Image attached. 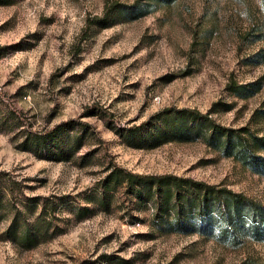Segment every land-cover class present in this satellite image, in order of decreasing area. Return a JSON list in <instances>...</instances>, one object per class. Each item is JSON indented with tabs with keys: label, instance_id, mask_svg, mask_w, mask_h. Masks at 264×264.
<instances>
[{
	"label": "rangeland",
	"instance_id": "obj_1",
	"mask_svg": "<svg viewBox=\"0 0 264 264\" xmlns=\"http://www.w3.org/2000/svg\"><path fill=\"white\" fill-rule=\"evenodd\" d=\"M106 1L0 3V264L264 261V241L230 246L196 232L167 231L151 200L124 182L108 190L103 184L117 164L219 182L264 202V175L201 137L151 144L147 131L139 141L123 129L139 124L145 131L143 121L158 109L194 106L223 124L264 134V84L246 97L225 86L230 77L264 74V61L245 62L264 46V0H174L131 20L113 13L109 24L84 31L86 17ZM92 104L109 116L86 113ZM68 119L73 127L59 134L61 158L38 155L31 131ZM44 203V236L31 246L12 238L13 214L21 227L31 225ZM84 205L91 209L77 216ZM36 224L45 230L42 221Z\"/></svg>",
	"mask_w": 264,
	"mask_h": 264
},
{
	"label": "trees",
	"instance_id": "obj_2",
	"mask_svg": "<svg viewBox=\"0 0 264 264\" xmlns=\"http://www.w3.org/2000/svg\"><path fill=\"white\" fill-rule=\"evenodd\" d=\"M8 1L0 0V3ZM172 1L174 0H108L100 13L86 17L83 30L92 23L109 24L112 22L110 17L113 13H119L122 20H131L148 13L159 3ZM262 61L264 46L245 57L247 63L256 64ZM263 84L264 74H260L247 81L230 77L225 86L236 95L246 97L254 94ZM85 109L89 110H85L86 113L102 111L107 116L110 114L109 110L97 104ZM259 112L264 114V107L260 108ZM71 123V119H68L45 130L31 131L36 145L35 152L43 157L61 158L65 142L60 139L59 134L72 128ZM143 123H148L145 131L141 130L139 124H132L123 129L139 141L146 135L141 133L147 131L151 144L167 139L190 140L201 137L207 144L219 149L223 155L232 156L252 171L264 175V134L255 132L246 124H223L215 120L208 111L194 106H166L158 109ZM74 137L78 140V146L79 137ZM139 141H136V144ZM122 182L142 200L152 201L157 222L167 231L196 232L230 246H238L246 239L264 241V202L243 191L189 175L173 172H137L121 165H112L103 178L104 189L108 190ZM4 196L5 191L0 186V218L5 206ZM31 199L34 200L35 206L37 198L33 196ZM101 203H108L106 197H101ZM90 209L86 205L78 207L77 216L84 215ZM46 212L47 205L44 203L31 225L25 223L23 227L15 212L8 225V233L26 246L37 243L47 230ZM38 221L45 224V230L36 224ZM17 227H21L19 231ZM237 264H264V261L248 257Z\"/></svg>",
	"mask_w": 264,
	"mask_h": 264
}]
</instances>
